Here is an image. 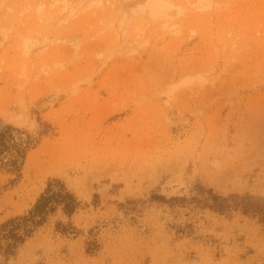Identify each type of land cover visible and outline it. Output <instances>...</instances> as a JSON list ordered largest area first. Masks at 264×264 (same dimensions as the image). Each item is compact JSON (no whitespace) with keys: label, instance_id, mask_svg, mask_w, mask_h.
Segmentation results:
<instances>
[{"label":"rangeland","instance_id":"rangeland-1","mask_svg":"<svg viewBox=\"0 0 264 264\" xmlns=\"http://www.w3.org/2000/svg\"><path fill=\"white\" fill-rule=\"evenodd\" d=\"M6 126L0 264H264V0H0Z\"/></svg>","mask_w":264,"mask_h":264},{"label":"trees","instance_id":"trees-1","mask_svg":"<svg viewBox=\"0 0 264 264\" xmlns=\"http://www.w3.org/2000/svg\"><path fill=\"white\" fill-rule=\"evenodd\" d=\"M9 129L12 127L6 126L0 130V153L9 149L7 141ZM57 205H63L65 212L71 215L77 209L78 202L66 191L63 183L53 180L28 213L0 224V237L10 241V248L17 247L34 233L45 221L48 213L53 211Z\"/></svg>","mask_w":264,"mask_h":264},{"label":"bare ground","instance_id":"bare-ground-1","mask_svg":"<svg viewBox=\"0 0 264 264\" xmlns=\"http://www.w3.org/2000/svg\"><path fill=\"white\" fill-rule=\"evenodd\" d=\"M160 5L154 4V5L151 6V12L153 13V15H156V14L160 13V10L162 9V7Z\"/></svg>","mask_w":264,"mask_h":264}]
</instances>
